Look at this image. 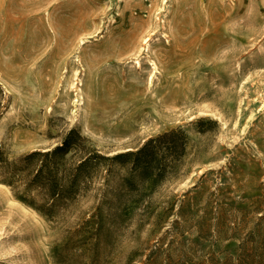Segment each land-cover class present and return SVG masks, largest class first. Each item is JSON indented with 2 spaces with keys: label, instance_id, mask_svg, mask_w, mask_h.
<instances>
[{
  "label": "rangeland",
  "instance_id": "1",
  "mask_svg": "<svg viewBox=\"0 0 264 264\" xmlns=\"http://www.w3.org/2000/svg\"><path fill=\"white\" fill-rule=\"evenodd\" d=\"M0 83L10 158L74 126L109 155L176 127L190 138L185 175L157 195L161 229L135 221L93 263L91 229L72 234L93 195L57 225L0 183L36 222L0 229V264H127L132 250L133 264H203L264 238V0H0ZM202 117L217 129L200 133Z\"/></svg>",
  "mask_w": 264,
  "mask_h": 264
},
{
  "label": "trees",
  "instance_id": "2",
  "mask_svg": "<svg viewBox=\"0 0 264 264\" xmlns=\"http://www.w3.org/2000/svg\"><path fill=\"white\" fill-rule=\"evenodd\" d=\"M6 100L0 83V119L8 109ZM194 123L202 134L218 127L217 121L206 117ZM189 145L187 130L176 127L149 137L134 149L109 155L74 126L53 146L14 158L0 147V183L57 225L68 223L81 202L93 195L90 216H80L72 232L78 235L85 227L91 229L93 263L100 243L112 242L133 222L142 226L152 223L161 229L169 210H161L157 195L166 184L185 175ZM137 257V250H132L127 264H133ZM203 264H264V238L244 239L224 258L213 254Z\"/></svg>",
  "mask_w": 264,
  "mask_h": 264
},
{
  "label": "bare ground",
  "instance_id": "3",
  "mask_svg": "<svg viewBox=\"0 0 264 264\" xmlns=\"http://www.w3.org/2000/svg\"><path fill=\"white\" fill-rule=\"evenodd\" d=\"M26 2V1H25ZM10 15V14H9ZM8 17V16H7ZM12 18V17H11ZM10 18V19H11ZM28 21V20H27ZM26 21V22H27ZM21 22V21H20ZM15 26V25H14ZM15 30V29H14ZM148 39V38H147ZM213 42V41H212ZM216 44V43H215ZM157 67V66H156ZM153 79V78H152ZM116 82V81H115ZM111 84V83H110ZM98 86V85H97ZM98 91V90H97ZM100 91V90H99ZM108 91V90H107ZM111 91V90H110ZM103 93V92H102ZM107 93V92H106ZM79 102V101H78ZM116 102V101H115ZM107 103V102H106ZM101 104V103H100ZM88 105V104H87ZM103 112V111H102ZM106 113V112H105ZM105 115V114H104ZM103 115V116H104ZM107 115V114H106ZM124 115V114H123ZM96 117V116H95ZM104 119V118H103ZM90 120V119H89ZM88 120V121H89ZM93 120V119H92ZM100 120V119H99ZM102 120V117H101ZM93 122V121H92ZM95 123V122H94ZM95 126V125H93ZM98 127V126H97ZM96 128V127H95ZM97 129V128H96ZM99 130V129H97ZM0 229L21 224L29 225L36 223L31 213L25 207L19 204L11 203L7 193L0 189Z\"/></svg>",
  "mask_w": 264,
  "mask_h": 264
}]
</instances>
